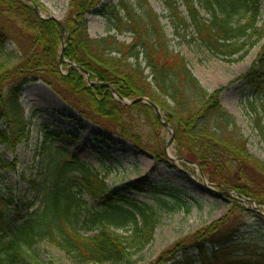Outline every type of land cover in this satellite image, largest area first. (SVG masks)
<instances>
[{"label": "trees", "instance_id": "16d2710c", "mask_svg": "<svg viewBox=\"0 0 264 264\" xmlns=\"http://www.w3.org/2000/svg\"><path fill=\"white\" fill-rule=\"evenodd\" d=\"M30 1L39 7L38 0ZM116 1L108 7L101 0H70L61 23L67 35L62 56L68 69L62 74L57 23L39 19L20 0H0V145L14 151L26 138L36 114L25 116L21 91L29 83H42L83 119L136 151H147L141 136L147 126L151 144L158 145L154 157L164 163L159 143L163 127L151 108L120 102L146 99L173 129L178 158L197 165L216 188L264 207V162L248 152L234 118L221 108L219 98L225 89L208 92L200 84L186 59L172 49L165 26L147 0ZM162 5L174 37L188 36V43L227 61L244 53L249 40L264 38L261 0H162ZM97 8L108 15L113 34L92 39L87 17ZM240 15L245 21L235 25ZM123 35L130 41H119ZM8 43L15 49L7 51ZM262 53L239 78L257 94L264 92ZM70 65L78 69L69 70ZM261 109L254 127L264 145V106ZM60 134L45 130L43 151L50 150ZM60 151L48 154L36 176L25 180L36 190V209L34 201L8 200L0 190V264H55L42 261L33 251L42 243L60 251L69 264H130L152 242L156 214L111 191L88 166ZM3 166L8 164L0 156V170ZM125 186L133 193L153 188L146 176ZM84 198L98 207L86 208ZM233 203L224 218L177 240L154 264H264V236L245 238L248 225L233 216L250 210ZM107 225L129 230L118 234ZM84 229V234H93L83 235Z\"/></svg>", "mask_w": 264, "mask_h": 264}, {"label": "rangeland", "instance_id": "374dc122", "mask_svg": "<svg viewBox=\"0 0 264 264\" xmlns=\"http://www.w3.org/2000/svg\"><path fill=\"white\" fill-rule=\"evenodd\" d=\"M128 1L132 3L136 0ZM147 1L165 26L172 49L186 59L189 70L200 84L208 92L225 89L219 98L221 108L234 118L247 140L248 152L264 162V145L254 127L255 115L261 113V108L264 106V92L257 94L245 81L239 80L250 70L259 55H263L264 38L249 40V46L245 48L244 53L227 61L222 56L209 54L196 43H188V36L185 40L174 37L168 20L163 18L166 12L162 0ZM20 2L31 6L33 10L34 6L37 7L31 1L30 4L25 0H20ZM69 2L70 0H38L39 7H37V13L35 10L34 12L41 20L53 18L52 20L55 19L61 24L67 15ZM116 3V0H101V4L108 7ZM261 5L264 8V0H261ZM200 12L206 18L204 13ZM107 17L108 15L98 8L87 17V33L90 38L96 39L113 34ZM244 21V17L240 15L235 18L234 24H243ZM118 39L122 42L130 41L129 36L124 35L118 36ZM66 43L67 35L64 31L62 35L60 33L59 56L62 55ZM6 46L7 51L15 49L10 43ZM2 60L0 56V62ZM64 64H67L64 58L62 61L59 60L62 74L68 71ZM71 66L69 70L74 69ZM83 78L87 86L92 85V82L88 80V75L83 73ZM20 102L27 118H31L33 113L36 115L32 118L28 135L14 151L0 145V156L8 164L0 170V190L8 200L17 197L25 198L30 202L34 201L36 209L39 206L35 198L36 190L30 188L25 180H31L36 176L39 164L44 158L46 160L48 154L54 155L55 150H61V153L75 158L98 174V177L108 184L111 191L117 192L125 200L140 204L156 214L157 224L153 231L152 242L142 253L133 257L130 264H154L177 240L224 218L234 208L233 202L241 208L250 210L248 213L238 212L233 216L236 220L248 225L244 232L245 238H255L256 235L264 236V207L256 204L255 207L245 201L242 202V199H239L232 191L229 193L233 198L229 199L208 192L203 186L205 183L208 188L215 191L224 190L209 184L198 172L197 165L188 166L177 161L178 157L173 145L166 146L170 138L169 130L162 128L159 134V143L165 155L163 163L154 157L158 145L155 142L151 144L154 140L151 135L152 131L147 126L141 129L142 146L147 151L140 150L139 152L130 143L124 142L117 136L105 134L99 127L83 119L55 92L42 83H29L24 86ZM1 129L3 128L0 123ZM45 130L63 134H60L61 137H56L50 150L46 147L47 152L42 149ZM145 176L148 177L149 184L153 187L145 193H133L125 186L126 183ZM174 198H178L179 201L176 202ZM236 199L238 201H234ZM83 200L86 208L96 209L98 207L97 202H92L87 198ZM107 227L118 234L129 230V227L126 229H118L109 225ZM85 229L80 231L83 235L93 234L92 232L84 234ZM33 251L46 263L52 261L55 264H69L64 255L51 245L38 244L34 246Z\"/></svg>", "mask_w": 264, "mask_h": 264}, {"label": "water", "instance_id": "95a60500", "mask_svg": "<svg viewBox=\"0 0 264 264\" xmlns=\"http://www.w3.org/2000/svg\"><path fill=\"white\" fill-rule=\"evenodd\" d=\"M25 1H27V2L30 3L29 0H25ZM33 8H34L35 12L37 13V7L34 6ZM51 19H53V18H51ZM54 20H55V19H54ZM55 21L57 22V24H58V26H59V28H60V33H61V35H62L63 32H64V29L62 28V26H61V24H60L59 21H57V20H55ZM59 60H60V61L63 60V56H62L61 54H60V56H59ZM73 68H77V67H76V66H73ZM83 73H84L85 75H87V73H85V72H83ZM109 90H110V92L113 94V96L117 97V95L115 94L114 90H113L111 87L109 88ZM117 98H118V97H117ZM133 103H143V104H145V105H147L148 107L151 108V110L153 111L155 117H156L157 120L161 123V125L163 126V128L166 129V130H169V131H170V138H169V141H168L167 144H166L167 147H170V146L173 144L174 133H173L172 128H171V127H170V126L164 121V119H163V117H162V115H161V113H160L159 108H158L157 106H155L154 104H151L148 100H146V99H141V98L136 99ZM177 161H178V162H183V163H185V164L188 165V166H195L193 163H191V162H189V161H186V160H183V159H181V158H177ZM198 172L201 174V171H200L199 168H198ZM201 176H202V174H201ZM202 177H203V176H202ZM203 183H205V182H203ZM203 186H204V188H205L208 192H211V193H213V194L216 195V196L224 197V198H226V199L233 198V197L230 195V193H229L228 191L218 192V191H215V190H213V189H211V188H208V187H207V184H204ZM236 201H238V199H236ZM244 201L247 202L248 204H250L251 206L254 205V202H253L252 200L246 199V200H244ZM257 213H258V214H261L260 212H257Z\"/></svg>", "mask_w": 264, "mask_h": 264}, {"label": "bare ground", "instance_id": "6f19581e", "mask_svg": "<svg viewBox=\"0 0 264 264\" xmlns=\"http://www.w3.org/2000/svg\"><path fill=\"white\" fill-rule=\"evenodd\" d=\"M168 152V151H167ZM169 157H171V154L168 152Z\"/></svg>", "mask_w": 264, "mask_h": 264}]
</instances>
